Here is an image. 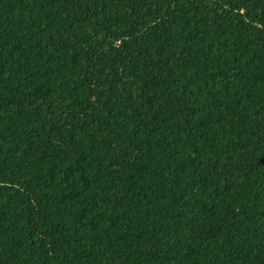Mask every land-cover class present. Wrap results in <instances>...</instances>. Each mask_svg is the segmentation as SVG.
<instances>
[{
	"label": "trees",
	"instance_id": "1",
	"mask_svg": "<svg viewBox=\"0 0 264 264\" xmlns=\"http://www.w3.org/2000/svg\"><path fill=\"white\" fill-rule=\"evenodd\" d=\"M0 264H264V0H0Z\"/></svg>",
	"mask_w": 264,
	"mask_h": 264
}]
</instances>
